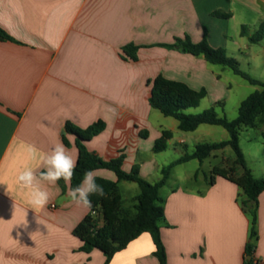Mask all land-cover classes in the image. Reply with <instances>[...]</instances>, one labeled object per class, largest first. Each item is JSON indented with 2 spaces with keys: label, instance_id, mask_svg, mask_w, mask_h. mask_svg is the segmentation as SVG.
I'll return each instance as SVG.
<instances>
[{
  "label": "crops",
  "instance_id": "crops-1",
  "mask_svg": "<svg viewBox=\"0 0 264 264\" xmlns=\"http://www.w3.org/2000/svg\"><path fill=\"white\" fill-rule=\"evenodd\" d=\"M263 21L264 0H0V28L14 39L0 40V264H105L99 250L80 251L83 243L73 232L91 211L73 203L71 182L43 183L48 204H29L16 183L18 170L44 169L39 159H29L28 146L43 155L62 143L78 161L77 137L66 133L67 123L86 129L102 120L106 130L86 142L87 149L105 161L124 151L126 172L139 164L144 179L155 178L161 170L156 142L164 131L180 129L177 120L166 127L168 120L151 107L148 81L162 75L196 91L206 89L212 105L227 100L231 90L225 70L160 45L186 36L199 43L207 28L212 47L241 52L248 38L242 27L252 35ZM129 44L140 47L136 62L123 59ZM179 144L186 146V139ZM260 146V162L247 163L264 178V142ZM94 172L117 181L112 171ZM122 183L134 182L119 184L124 206L132 208L140 187L127 199ZM240 193L222 177L213 185L206 177L204 187L167 192L161 234L168 264H245L251 223ZM257 231L253 260L264 264V192ZM155 250L144 233L109 264H160Z\"/></svg>",
  "mask_w": 264,
  "mask_h": 264
},
{
  "label": "trees",
  "instance_id": "trees-1",
  "mask_svg": "<svg viewBox=\"0 0 264 264\" xmlns=\"http://www.w3.org/2000/svg\"><path fill=\"white\" fill-rule=\"evenodd\" d=\"M215 15L223 18L231 17L230 14L225 13H216ZM207 34L208 30L205 28L204 38L199 43H194L189 36H186L185 38H176L173 44L160 46L183 54L203 57L209 65L229 69L252 86L259 87V90L250 94L241 103L238 117L229 120L225 116H220L215 107L197 114L187 113L200 106L202 100L207 97L206 89L196 91L184 83L166 79L162 75L148 81V85L152 87L149 102L153 109L158 110L165 117L177 120L179 129L183 132H195L203 125L220 126L229 133V140L198 144L193 153L185 154L179 160L165 166L161 171L162 178L158 182L151 183L140 175L139 164L135 165L131 172H126L123 169L126 160L124 151H121L118 157L105 161L87 149L85 143L106 130L107 125L104 121L100 120L86 129L79 128L70 122L67 123L66 133L77 137L79 150L71 188H75L82 182L87 171L105 169L114 172L117 176L116 182L96 178V183L103 188L104 195L93 194L89 197L92 202L91 213L73 232L83 243L80 248L81 252L89 254L94 250H99L106 257L105 264H109L117 253L125 250L144 233H148L156 247L155 257L160 264H168V254L161 234L162 227L166 225V198L162 196L161 191L168 184L172 169L192 160L203 163L215 152L231 147L235 153L234 161L225 168L214 167L208 182L213 185L216 177H222L239 187L241 191L239 202L251 223L249 243L245 251V264H256L253 258L258 241L259 197L264 192V178H257L249 167L240 147V133L243 128H253L259 130L264 139V82L241 70L240 63L230 57L226 49L212 47L208 42ZM242 36L248 37L252 44L261 43L264 40V21L259 24L258 30L252 35L249 34V27L243 26ZM0 40L14 41L2 28H0ZM139 49L140 47L134 44L125 46L122 50L123 59L138 61ZM217 105L223 107L222 103ZM142 135L147 136L146 133ZM172 137L173 134L170 131H164L153 151L155 153L166 151ZM64 142L69 146L66 136H64ZM60 181L63 182V179ZM121 182H134L140 187L138 203L132 208L124 206L119 188Z\"/></svg>",
  "mask_w": 264,
  "mask_h": 264
},
{
  "label": "rangeland",
  "instance_id": "rangeland-1",
  "mask_svg": "<svg viewBox=\"0 0 264 264\" xmlns=\"http://www.w3.org/2000/svg\"><path fill=\"white\" fill-rule=\"evenodd\" d=\"M246 47L241 52H227L228 55L236 59L240 63V68L244 72L251 75L253 78L264 82V40L259 44H252L249 38L245 39ZM217 71L225 70L224 79L231 86L230 96L224 102L223 107L212 105L209 98L202 100L197 109H191L187 113L197 114L212 107H215L220 116H225L229 120H234L238 117V110L241 103L253 92L259 90V87L252 86L243 78L235 75L229 69H223L220 66H213ZM156 114H161L156 111ZM162 116V115H161ZM166 127H170L173 122H177L173 118L163 117ZM169 129V128H168ZM186 139V146L179 144L180 139ZM230 139V135L223 127L203 125L195 132H183L181 130L174 132L173 137L168 142L167 150L158 153L157 156L161 170L155 178L149 180L151 183L158 182L161 178V171L165 166H169L179 160L185 154H191L195 147L200 143H219ZM264 139L261 132L253 128H243L240 133V147L250 166H255L261 160V143ZM150 153L149 155H152ZM235 159V153L231 147H227L221 151L215 152V155L205 160L201 164L197 160H192L188 163L178 165L172 169L168 184L162 189L161 194L165 198L167 192H170L176 187H189L198 189L205 186V178L209 181L214 167H227L230 162ZM196 175H198L196 177ZM198 178V182L196 180ZM128 186H131L132 192L126 195ZM121 190L124 197L127 199L137 195L140 190L135 183H122Z\"/></svg>",
  "mask_w": 264,
  "mask_h": 264
},
{
  "label": "clouds",
  "instance_id": "clouds-1",
  "mask_svg": "<svg viewBox=\"0 0 264 264\" xmlns=\"http://www.w3.org/2000/svg\"><path fill=\"white\" fill-rule=\"evenodd\" d=\"M27 153L29 159H39L40 167L44 170L38 171L25 166L18 170L16 183L26 190L28 202L33 208H43L48 204L50 194L42 184L46 182L56 185L61 179L69 184L74 176L77 161L62 143H56L50 152L43 155H38L34 146H28ZM93 194L104 195L103 188L96 183L94 171L85 172L82 182L68 193L73 203L85 209H91L92 202L89 197Z\"/></svg>",
  "mask_w": 264,
  "mask_h": 264
},
{
  "label": "water",
  "instance_id": "water-1",
  "mask_svg": "<svg viewBox=\"0 0 264 264\" xmlns=\"http://www.w3.org/2000/svg\"><path fill=\"white\" fill-rule=\"evenodd\" d=\"M249 259H251V257H249Z\"/></svg>",
  "mask_w": 264,
  "mask_h": 264
},
{
  "label": "built area",
  "instance_id": "built-area-1",
  "mask_svg": "<svg viewBox=\"0 0 264 264\" xmlns=\"http://www.w3.org/2000/svg\"><path fill=\"white\" fill-rule=\"evenodd\" d=\"M256 264H259V263H256Z\"/></svg>",
  "mask_w": 264,
  "mask_h": 264
}]
</instances>
